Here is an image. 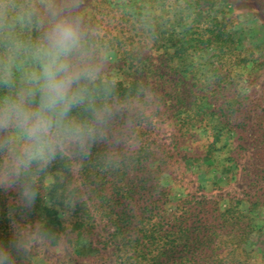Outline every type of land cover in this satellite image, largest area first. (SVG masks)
<instances>
[{
  "label": "rangeland",
  "instance_id": "1",
  "mask_svg": "<svg viewBox=\"0 0 264 264\" xmlns=\"http://www.w3.org/2000/svg\"><path fill=\"white\" fill-rule=\"evenodd\" d=\"M97 2L83 0L80 12L86 27L105 35L103 45L113 36L122 41L120 56L108 53L109 73L121 77L125 61L117 57L150 59L138 95L144 99L147 93L151 116L142 120L136 153L121 165L120 177L125 189L135 190V199H113L120 216L133 219V232L141 218L160 220L163 211L180 217L191 230L175 248L179 264H192L194 255L197 264H264V0H136V20L125 5L103 1L102 16L89 23L88 12ZM178 23L190 32L214 29L217 43L201 48L195 77L171 68L179 56L162 46L161 39L170 45L176 38ZM147 27L156 29L157 46L145 34ZM129 36L135 42L124 44ZM224 37L221 57L218 40ZM116 180L106 173L107 186ZM83 191L70 220H62L59 243L34 252L28 264L115 263L114 225L107 215L96 214ZM145 192L163 198L158 213L149 208L157 199ZM1 196L8 203L14 194ZM35 211L46 219L44 207Z\"/></svg>",
  "mask_w": 264,
  "mask_h": 264
},
{
  "label": "clouds",
  "instance_id": "2",
  "mask_svg": "<svg viewBox=\"0 0 264 264\" xmlns=\"http://www.w3.org/2000/svg\"><path fill=\"white\" fill-rule=\"evenodd\" d=\"M82 3L0 0V194H14L0 264H28L58 244L36 215L38 202L53 208L54 193L58 218L70 220L84 196L86 164L120 167L151 116L147 93H120L108 52L84 25Z\"/></svg>",
  "mask_w": 264,
  "mask_h": 264
},
{
  "label": "trees",
  "instance_id": "3",
  "mask_svg": "<svg viewBox=\"0 0 264 264\" xmlns=\"http://www.w3.org/2000/svg\"><path fill=\"white\" fill-rule=\"evenodd\" d=\"M96 5L92 7V9L88 12V22L96 23L98 16H102V2L110 3L111 5H125L126 8L131 10L130 17L133 20H136L138 14L134 13L137 10L136 0H99ZM101 4V5H100ZM163 25L157 27V29H162ZM180 31L176 33V38H170V45L166 43L163 39L162 46L167 49L170 46L174 48V51L179 56V61L175 66H171L173 69H177L183 72H189L193 74L195 77L198 72V67L201 66L200 63L197 62V56L202 51L201 48L204 46H210L211 44H215L217 42H212V35L214 29H196L193 32H190L191 28H188L187 25H182L178 23L177 26ZM94 32V26L89 27ZM176 29V28H175ZM147 36L151 37L152 46H157L158 39L156 36V29L153 28H145L144 30ZM163 32V30H162ZM95 41L99 47L105 49L109 52H116V54L121 55V51L119 48L122 46V41H120L117 36H113L112 39L109 40L108 45H103L102 39L105 35H100L99 32H95ZM159 33V31H158ZM125 38V37H124ZM221 39V38H220ZM134 36H129V39L126 38V43L131 44L134 43ZM220 42L219 45V56L225 55V50L223 47L224 44H227L228 39L224 37L223 40H218ZM229 49V46L226 47ZM165 54L166 51H165ZM118 62L124 60L123 65H120L121 77H117L118 84L117 87L121 94H124L126 91H131L133 95H138L139 90L143 87L145 80L148 78V68H149V58H140L139 60H133L131 58H120L117 57ZM166 61V60H165ZM169 65V64H168ZM111 74V73H110ZM112 75V74H111ZM219 77V76H218ZM125 159L122 162V165L127 161ZM60 167V165H57ZM122 167H118L115 169H109L107 171H102L100 169V165L97 161L93 160L86 164L83 170V179H84V188L85 191L89 194L90 198L93 200V205L95 206L96 214H102V216H108L109 221L114 225V232L111 233V239L118 240L116 246V260L114 264H179L178 261L173 257L176 252L175 248L180 246L181 242L185 240V234H189L188 231L191 230L188 224H184V222L177 220L175 215L167 214L166 211L160 213L162 218L160 220L153 219L145 221L143 218L139 219L137 222V231L133 232V227L136 225L133 224V219L130 217H121L119 214V210L115 208L113 205V199H135V190L132 187L125 189L124 179H122L121 170ZM107 175L113 174L116 181H110L112 185L109 187L106 185L104 181ZM111 189L112 191H108ZM146 196L155 197L157 201L152 202V206L149 207L151 212H154V209L157 210L155 213H158L161 209V204L159 199L161 196L145 192ZM151 194V193H150ZM157 196V197H156ZM53 201L54 205L59 204L60 201L56 199L55 194L53 193ZM147 198V199H148ZM153 199V198H152ZM116 202V201H115ZM166 201H163L162 204H165ZM40 206L39 202L37 204V208ZM7 203L4 201L0 194V238H7L8 236V222L4 216V211L6 210ZM47 213L46 222L48 226L52 229L54 233L58 235V231L62 224V219L58 218L56 208H47L44 207ZM165 210V209H164ZM110 212V213H109ZM183 213V212H182ZM184 214V213H183ZM88 216H92L95 221L96 215L94 213H90ZM123 216H127V212L123 214ZM182 216V215H181ZM107 218V219H108ZM178 221V224H172L171 228L164 227L167 222ZM58 226V228H55ZM132 228V229H131ZM195 244V243H191ZM200 243L197 242L194 247L197 248ZM174 250V252H172ZM197 256H192L193 259L192 264H197L196 259ZM29 263V262H28Z\"/></svg>",
  "mask_w": 264,
  "mask_h": 264
}]
</instances>
